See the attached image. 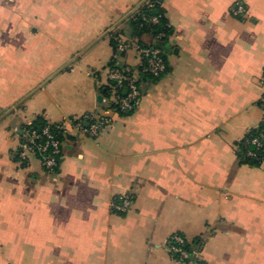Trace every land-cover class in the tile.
<instances>
[{"label": "crops", "instance_id": "1", "mask_svg": "<svg viewBox=\"0 0 264 264\" xmlns=\"http://www.w3.org/2000/svg\"><path fill=\"white\" fill-rule=\"evenodd\" d=\"M144 1L0 0V264H176L175 234L202 239L204 264H264V164L237 155L262 117L264 0H157L167 73L118 115L100 90L110 35L130 40ZM119 62L138 65L132 50ZM87 115L111 125L91 138L66 123L56 171L16 159L37 118Z\"/></svg>", "mask_w": 264, "mask_h": 264}, {"label": "built area", "instance_id": "2", "mask_svg": "<svg viewBox=\"0 0 264 264\" xmlns=\"http://www.w3.org/2000/svg\"><path fill=\"white\" fill-rule=\"evenodd\" d=\"M149 23L156 25L158 23V17L150 18ZM158 37L161 39L163 35L159 34ZM115 41L117 42V50L113 58H117L118 53H124L129 49H134L141 60L144 61L142 74L157 78L166 72V62L163 58L164 52L159 48L145 47L136 43L126 42L122 35H117ZM128 72V68L124 71L115 68L106 70V79L111 88V100L122 112L133 110L138 105L141 97L137 77H130ZM260 81L261 84L264 85L263 76ZM122 87H126V91L123 95H120L119 91ZM260 107L262 109L260 122L264 123V104ZM83 121L87 122L83 123ZM66 123H71L74 128L83 135L95 138L103 130L110 127L111 120L106 117L87 115L71 121H64L57 126V129L65 131ZM42 135L44 138L43 140H41L40 136L35 132H29L24 141L19 142V149L21 150L19 157L21 160H24L26 159V155L37 156L39 157L42 167L46 171L52 172L58 167L61 142L56 139L47 128L42 129ZM251 143L256 148H263L264 150L263 135L253 139ZM248 155L254 156L251 152ZM130 204L131 201L127 195H119L112 199L109 207L114 213L125 214L129 210ZM186 244V239L182 235L175 234L169 237L166 247L171 259L176 264H202L201 252L195 248L188 251L186 249Z\"/></svg>", "mask_w": 264, "mask_h": 264}, {"label": "trees", "instance_id": "3", "mask_svg": "<svg viewBox=\"0 0 264 264\" xmlns=\"http://www.w3.org/2000/svg\"><path fill=\"white\" fill-rule=\"evenodd\" d=\"M152 17H158V23L156 25H152L149 23V19ZM127 27L130 30L131 33V39L130 40H125L126 42H131V43H136L139 45H143L145 47H155L157 43H162L164 42V38L169 35V28L167 27V21L165 17V12L161 5L158 3L157 0H148L145 4H143L136 12H134L125 22ZM159 34H162L163 37L159 39L158 41L155 42H146L144 40V36H150V37H158ZM117 35H123L122 33H112L111 36V46L113 49V55L116 54L117 50V42L115 41V38ZM123 37V36H122ZM135 52L138 60V65L136 67H130L126 65H122L119 62V58L125 53H118L117 58H111L110 62L108 63L106 70L107 69H118L120 71H124L125 69H129V76L133 77L136 76L138 79V85H139V90H140V84L143 81L151 82V83H156L160 81L164 75L167 73V64H166V72L161 75L160 77L154 78L146 74H142V69L144 67V61L141 60L140 56L137 54V52L134 49H129ZM128 50V51H129ZM163 58L165 60V56L163 55ZM166 62V60H165ZM264 77V74H263ZM101 94L103 97H105L108 102H109V109L112 110L114 113L118 115H128L131 112L134 111H120L118 106L111 100V88L109 83L103 85L101 87ZM126 91V87H122L119 91L120 95H123L124 92ZM140 96H141V90H140ZM264 104V96L260 99L259 101V106ZM87 121H83L85 123ZM60 123L57 124H50L48 122H45L41 118H37L35 121L30 123L29 125H26L23 128V132L20 135V141H24L25 137L29 132H35L37 135L40 136V139L43 140V135H42V129L47 128L53 136L58 139L60 142L63 139V134L64 131L58 130L57 126ZM260 135L264 136V123L259 122L257 127L251 128L242 139H240L237 143V155L240 161L248 166L251 167H259L263 164L264 161V150L263 148H256L251 142L253 139L260 137ZM21 150L18 148L16 151V159L20 158ZM253 153L254 156H249V153ZM61 154V153H60ZM37 157V156H36ZM39 160V157H37ZM60 159V155H59ZM59 163V160H58ZM57 169V168H56ZM56 169L54 171H56ZM53 172V171H52ZM186 249L188 251H191L192 249H198L200 252L202 251V239L201 238H196L193 240H188L186 237ZM201 263L204 264V262L201 259Z\"/></svg>", "mask_w": 264, "mask_h": 264}, {"label": "water", "instance_id": "4", "mask_svg": "<svg viewBox=\"0 0 264 264\" xmlns=\"http://www.w3.org/2000/svg\"><path fill=\"white\" fill-rule=\"evenodd\" d=\"M147 1H144L142 4H140L138 7H136L131 13H129L128 15H127V17L125 18V20L124 21H127V19L134 13V12H136L143 4H145ZM155 47L156 48H159L160 50H162L163 52H168L169 51V49H168V46L167 45H164V43L162 44V43H157L156 45H155Z\"/></svg>", "mask_w": 264, "mask_h": 264}, {"label": "rangeland", "instance_id": "5", "mask_svg": "<svg viewBox=\"0 0 264 264\" xmlns=\"http://www.w3.org/2000/svg\"><path fill=\"white\" fill-rule=\"evenodd\" d=\"M123 36V35H122ZM130 208V207H129Z\"/></svg>", "mask_w": 264, "mask_h": 264}]
</instances>
